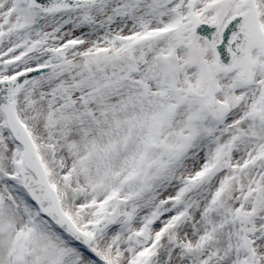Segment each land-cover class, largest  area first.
<instances>
[{
  "label": "snow or ice",
  "instance_id": "6c2138e0",
  "mask_svg": "<svg viewBox=\"0 0 264 264\" xmlns=\"http://www.w3.org/2000/svg\"><path fill=\"white\" fill-rule=\"evenodd\" d=\"M0 264H264V0H0Z\"/></svg>",
  "mask_w": 264,
  "mask_h": 264
}]
</instances>
